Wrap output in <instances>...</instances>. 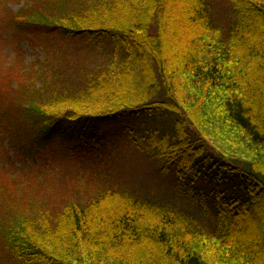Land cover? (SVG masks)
I'll list each match as a JSON object with an SVG mask.
<instances>
[{
  "label": "trees",
  "instance_id": "1",
  "mask_svg": "<svg viewBox=\"0 0 264 264\" xmlns=\"http://www.w3.org/2000/svg\"><path fill=\"white\" fill-rule=\"evenodd\" d=\"M31 2L8 16L18 48L36 32L59 50L20 67L0 105V136L20 163L0 171V264H264V0ZM94 40L109 42L100 61L67 56V41ZM127 118L144 127L122 126L107 150L82 135ZM52 145L95 168L137 151L173 173L174 199L101 170L55 191ZM204 184L211 194H193Z\"/></svg>",
  "mask_w": 264,
  "mask_h": 264
},
{
  "label": "rangeland",
  "instance_id": "2",
  "mask_svg": "<svg viewBox=\"0 0 264 264\" xmlns=\"http://www.w3.org/2000/svg\"><path fill=\"white\" fill-rule=\"evenodd\" d=\"M32 3L31 0H0V89L6 87V90L0 94V105L6 107L5 104H11L14 95L16 94L17 87L20 85L17 83V76L21 72V68H24L28 63L34 60H40L44 63H49L51 59L58 57V47L53 44L57 38L55 36L42 35L40 33L32 32L21 37L23 40L28 43H20L19 48H22L26 53L25 59L20 62V57L18 55V40L16 39V33L8 25V16L12 13H17L21 8L25 7L26 4ZM27 7V6H26ZM59 44L64 43L62 39ZM83 43L81 46L80 44ZM109 47V42L107 41H88V42H78V41H67V48L69 53H74L77 56L82 54H91L94 56V62L100 61L107 48ZM16 48V49H15ZM64 58V68L70 69L75 64L74 62L69 61ZM77 64V62H76ZM7 67L11 68V72H6ZM6 72V73H5ZM8 105V106H9ZM7 106V107H8ZM6 107V108H7ZM134 118V117H133ZM118 120L114 127L104 126V125H95L94 129H88L82 133L83 137L86 139V143L91 144L92 138L98 139L101 143V148L107 150L108 147H113L117 142L126 137V133L121 129L122 126L131 124L132 127L138 132L140 128H143L144 119H132L127 118ZM0 136V171L6 167L5 163L11 162L14 168H18L20 163L14 162L13 156L10 152L6 151L5 140ZM83 141L84 139L81 138ZM83 143H79L75 149L77 156H81L83 151ZM112 157V160L109 161L105 159L102 163V168H95L94 162L88 158L81 160V157L71 158L73 156L62 155L55 145L50 146L48 150V158L52 162V167L56 170L57 176V186L53 185L55 191H69L70 188L75 184L76 177L80 172H85L84 175H87L89 180L93 178V174L99 173L102 171V179L106 180L109 176L113 178L116 182L128 185L134 189H142L145 191H150L155 196L162 199L169 198L174 199V181L175 176L173 173L163 174L161 169L157 167L154 163L150 162L143 154L137 153L134 151L132 155L126 156L122 155L120 152ZM46 156V155H45ZM46 156V157H47ZM32 166V165H30ZM62 175V176H61ZM75 181V182H74ZM7 187V186H6ZM202 187L203 191L196 190L193 192L196 196H204L211 194L212 186L210 184H204L199 186ZM3 192V189L0 185V195ZM207 203H212V197H205ZM200 200V199H199ZM197 200V201H199ZM194 202L180 201L181 204L185 205L188 208L194 207ZM0 214L4 215L5 211L3 207H0ZM7 215V214H6Z\"/></svg>",
  "mask_w": 264,
  "mask_h": 264
}]
</instances>
